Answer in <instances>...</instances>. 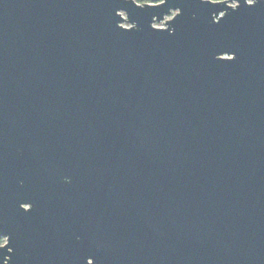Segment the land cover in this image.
Listing matches in <instances>:
<instances>
[{"label":"water","instance_id":"95a60500","mask_svg":"<svg viewBox=\"0 0 264 264\" xmlns=\"http://www.w3.org/2000/svg\"><path fill=\"white\" fill-rule=\"evenodd\" d=\"M153 1L0 0V264H264V0Z\"/></svg>","mask_w":264,"mask_h":264},{"label":"flooded vegetation","instance_id":"af4514ba","mask_svg":"<svg viewBox=\"0 0 264 264\" xmlns=\"http://www.w3.org/2000/svg\"><path fill=\"white\" fill-rule=\"evenodd\" d=\"M21 206L25 209H29L32 207V204L30 202H27V203H23L21 204ZM29 237V236H28ZM35 237V235H31L30 238H33ZM78 238V237H77ZM37 239V238H36ZM79 239V238H78ZM8 242V236L7 235H4L2 233H0V246L1 245H5L6 243ZM17 243L15 246H14V249L17 250V249H20L21 251H31V246H29L28 244V241L24 240L22 237L18 236L17 235ZM43 248V247H42ZM12 248L11 247H8V250H11ZM43 250V249H42ZM7 258V257H6ZM40 259V257H39ZM37 260V261H40V260ZM87 261L88 262H91V258L88 257L87 258ZM44 262V261H43Z\"/></svg>","mask_w":264,"mask_h":264},{"label":"rangeland","instance_id":"374dc122","mask_svg":"<svg viewBox=\"0 0 264 264\" xmlns=\"http://www.w3.org/2000/svg\"><path fill=\"white\" fill-rule=\"evenodd\" d=\"M147 2H150V3H151V2H154V1H153V0H150V1H147ZM166 17H169V16H166ZM123 25L128 26L129 23L124 22ZM154 25H155V26H163V22H162V21H160V22H155Z\"/></svg>","mask_w":264,"mask_h":264},{"label":"trees","instance_id":"16d2710c","mask_svg":"<svg viewBox=\"0 0 264 264\" xmlns=\"http://www.w3.org/2000/svg\"><path fill=\"white\" fill-rule=\"evenodd\" d=\"M137 2L139 3H144V2H147V1H150V0H136Z\"/></svg>","mask_w":264,"mask_h":264}]
</instances>
